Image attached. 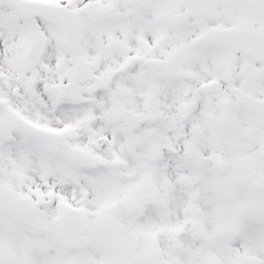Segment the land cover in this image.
I'll use <instances>...</instances> for the list:
<instances>
[{
  "label": "snow or ice",
  "instance_id": "snow-or-ice-1",
  "mask_svg": "<svg viewBox=\"0 0 264 264\" xmlns=\"http://www.w3.org/2000/svg\"><path fill=\"white\" fill-rule=\"evenodd\" d=\"M0 264H264V0H0Z\"/></svg>",
  "mask_w": 264,
  "mask_h": 264
}]
</instances>
